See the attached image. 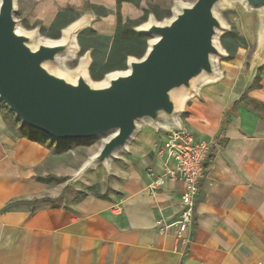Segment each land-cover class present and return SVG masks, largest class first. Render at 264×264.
<instances>
[{"label":"crops","instance_id":"crops-1","mask_svg":"<svg viewBox=\"0 0 264 264\" xmlns=\"http://www.w3.org/2000/svg\"><path fill=\"white\" fill-rule=\"evenodd\" d=\"M74 2L31 0L32 18L48 27ZM84 2L99 36L114 35L117 16L125 21L141 12L130 1ZM99 8L106 12L97 15ZM242 93L231 75L204 89L189 117L180 119L196 137L219 144L208 157L185 240L171 228L158 229V221L176 219L181 181L149 187L164 169V157L156 154L164 132L147 134L152 144L141 171L133 167L74 198L63 193L68 182L48 177L47 147L6 130L1 118L0 264H264V109H249ZM248 95L264 106V83Z\"/></svg>","mask_w":264,"mask_h":264},{"label":"water","instance_id":"water-1","mask_svg":"<svg viewBox=\"0 0 264 264\" xmlns=\"http://www.w3.org/2000/svg\"><path fill=\"white\" fill-rule=\"evenodd\" d=\"M232 0H174L168 17L149 14L134 30L149 36L144 53L126 57V67L89 75L91 54L79 56V35L92 21L74 19L57 39L25 30L15 16L17 0H0V102L30 131L58 142L99 138L97 149L72 174L76 179L103 164L110 169L118 152L148 124L161 132L180 125L182 101L221 72L217 57L226 55L219 41L228 30L218 14ZM258 9V47L251 74L264 63V0H237Z\"/></svg>","mask_w":264,"mask_h":264},{"label":"rangeland","instance_id":"rangeland-1","mask_svg":"<svg viewBox=\"0 0 264 264\" xmlns=\"http://www.w3.org/2000/svg\"><path fill=\"white\" fill-rule=\"evenodd\" d=\"M173 1L174 0H134L135 6L139 11H141L140 14L133 16V18H128L125 21H121L127 26L134 28L137 24H140L143 20L147 19V16L150 13L153 14L156 19L168 17L171 7L174 5ZM182 1L193 2L194 0ZM31 6V0H17V10L15 12V16L20 22V26L25 30L36 28L39 35L51 39H57V37L53 35L55 32L50 33L48 31L49 26L43 27L41 26L40 21L32 18V13L30 11L32 8ZM27 11L28 13L25 15ZM94 11L97 15L106 12L103 8L94 9ZM217 12L228 26V30L225 31L219 38L220 43L226 50V55L217 57V66L221 75L214 81L203 83L197 94L188 96L185 101V106L182 108V112L178 115L179 120L181 119L184 121L187 117H189L190 107L200 100V93H202L204 89L214 86L220 81L226 80L231 75L236 76L237 86L243 92L240 102L247 105L249 109H257L259 111L264 109V106L256 104L248 97L250 91L258 90L264 83V63L259 66L255 74L252 75L250 71L254 52L258 47L257 40L260 25V13L258 9H246L244 5L237 0H232L228 6L219 7ZM87 14L92 15L90 6L86 2H84L83 5L81 0H76V2H74L72 6L67 9L66 13L62 17V20L68 22ZM90 26L86 27L80 35H91L92 33L89 31L91 29ZM61 29L59 30V34ZM87 50L91 54L92 49L88 48ZM83 53L84 52H82V50L77 52L74 58L64 62L65 66L72 70L77 65L79 56ZM88 71L92 79L97 81L100 80L94 78L89 69ZM0 116V120L2 118L4 123L7 125L6 130H9L16 136H34L45 147H47L50 153V159L52 160L50 169L53 173L50 174V178L55 179L59 185L63 182H68L65 186V190H63V193H71L74 198L82 196L87 192L99 190V185H104L105 181L112 179L114 175L117 177H124V175L127 174L133 167L141 171L142 167L140 159L144 157L150 148L149 146L152 144V142H146V136L151 134L149 135L150 138V136H152V133L150 132H155V130L148 124L142 125L140 130L129 143V150L127 152H118L117 157L112 160L109 170H107L103 164H99L76 179H73L71 176L82 164L81 162L97 149L100 143L99 138H92L87 141L75 140L58 142L47 136L45 137L35 133L32 130L30 131L18 119H16L11 111L1 102ZM155 133L158 135L157 132ZM149 171L150 170L147 172L150 174Z\"/></svg>","mask_w":264,"mask_h":264},{"label":"built area","instance_id":"built-area-1","mask_svg":"<svg viewBox=\"0 0 264 264\" xmlns=\"http://www.w3.org/2000/svg\"><path fill=\"white\" fill-rule=\"evenodd\" d=\"M164 139L156 149V154L164 160L162 174L154 175L149 187L152 190L161 188L166 180L182 183L179 199L180 208L176 219L171 223L158 221V229L164 232L171 228L177 239H186L187 230L194 222L197 207L199 184L208 165V157L219 150L217 141H208L195 136L188 127L181 124L177 127L162 130ZM153 175L152 172H150Z\"/></svg>","mask_w":264,"mask_h":264},{"label":"trees","instance_id":"trees-1","mask_svg":"<svg viewBox=\"0 0 264 264\" xmlns=\"http://www.w3.org/2000/svg\"><path fill=\"white\" fill-rule=\"evenodd\" d=\"M121 1H130L134 3V0H117V3L119 4ZM66 11L67 9L59 11L56 14L55 21L48 28L50 33L55 32L53 35L56 37L60 36L59 30L61 28L73 21L65 22L62 20ZM117 18L118 22L112 37L104 35L99 36L90 29L89 31L92 33L91 35L84 36L81 34L78 39L82 52H85L88 48L92 49V60L89 70L94 78L100 80L106 72L116 69H124L126 67L127 56H141L146 48V40L149 38L147 34L136 32L133 27L122 23L119 16H117ZM48 177L50 176L48 175ZM38 179L45 180L42 177H39Z\"/></svg>","mask_w":264,"mask_h":264},{"label":"bare ground","instance_id":"bare-ground-1","mask_svg":"<svg viewBox=\"0 0 264 264\" xmlns=\"http://www.w3.org/2000/svg\"><path fill=\"white\" fill-rule=\"evenodd\" d=\"M65 61H66V60H65ZM187 98H188V97H185V98L183 99V101H182V102H183V103H182V108H184V106H185V101H186ZM197 110H198V109H197ZM197 110H196V111H197Z\"/></svg>","mask_w":264,"mask_h":264}]
</instances>
